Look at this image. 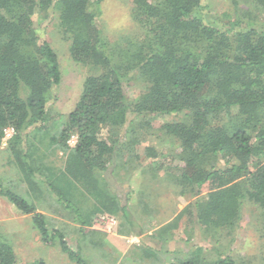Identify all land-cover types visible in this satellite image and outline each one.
<instances>
[{
  "label": "trees",
  "instance_id": "trees-1",
  "mask_svg": "<svg viewBox=\"0 0 264 264\" xmlns=\"http://www.w3.org/2000/svg\"><path fill=\"white\" fill-rule=\"evenodd\" d=\"M101 1L0 0V147L11 150L24 181L36 187L38 169L18 144L24 131L46 128L51 120L59 63L42 36L46 24L42 29L36 21L56 16L72 60L98 69L84 79L54 138L65 154L64 181L94 198L108 195L99 186L101 173L112 164L137 160L133 167L140 166L142 152L150 166L159 160L158 172L173 178L178 193L189 201L184 208L188 220L211 241L222 245L233 233L245 203L258 209L264 238V0H251L252 9L231 0L232 10L215 14H203L202 0H132L131 15L142 35L126 39L124 46L107 41L97 25ZM135 78L145 87L128 100L126 88ZM156 116L161 120L157 131L173 141L164 154L155 146L137 147ZM9 126L15 133L1 146L3 129ZM72 135L76 143L69 146ZM48 186L78 216L59 184L50 180ZM0 193L21 213L31 214L41 241L57 240L69 260L87 263L62 231H48L46 216L34 203L2 187ZM108 202L102 205L113 214L116 207ZM200 255L178 264H237L226 255L216 260ZM262 259L264 264V254ZM0 264H16L11 246L1 239ZM28 264L45 263L39 259Z\"/></svg>",
  "mask_w": 264,
  "mask_h": 264
},
{
  "label": "rangeland",
  "instance_id": "rangeland-1",
  "mask_svg": "<svg viewBox=\"0 0 264 264\" xmlns=\"http://www.w3.org/2000/svg\"><path fill=\"white\" fill-rule=\"evenodd\" d=\"M202 2L203 14L221 13L233 8L231 0ZM132 5V0L99 2L100 12L96 23L111 44L119 43L124 46L126 39L135 40L138 36L141 37V27L131 15ZM239 5L244 9L253 8L251 0H239ZM42 24L47 26L42 36L57 55L60 82L53 89L55 97L49 105V125L40 130L29 128L24 131L22 142L29 146L26 152L29 151L28 158L40 170L37 174L42 176L51 167L52 172L56 173L51 177L57 181L72 208L78 210V216H75L70 209L57 202L58 209L54 211L56 215L47 213L45 218L48 231L50 228L62 231L68 245L74 250H80V255L87 262L85 264H178L180 261L195 258L197 253L201 254L199 257L205 256L211 260L226 255L237 264H262L264 238L255 205L245 203L242 219L233 233L226 236L222 245L216 244L196 222L188 220L184 208L189 201H185L178 193L179 188L175 183L172 184V177L169 178L162 171L158 172L159 160L150 166V158L142 152L140 166L133 167L137 163L135 160L126 166L120 165L121 170L118 166L114 167L119 178L131 175L132 179L124 184L119 179L108 195L94 198V195L77 184L71 185L69 180L65 182L61 178L65 154L55 145L54 138L58 136L73 109L84 79L92 73H98V69L72 60L68 50L69 41L60 33L56 16H50L48 21H36V26L42 28ZM144 87L145 82L140 78L131 79L126 88L127 99L135 100ZM164 116L170 120L178 119L174 115ZM151 121L152 130L145 131L143 142L137 147L155 146L164 154L167 148L173 146V141L168 137L164 138L165 135L157 131L161 121L159 117L156 116ZM160 158L162 160L164 156L161 155ZM13 159L11 150L0 149V187L32 203L36 199L34 189H29L30 186L20 173L19 163L16 164ZM43 171L46 172L42 173ZM105 173L108 176V172ZM120 197L123 203L119 202ZM178 198L184 202L176 206ZM45 201L48 205L49 200ZM106 201L113 202L112 206L116 209L112 210L116 212L111 214L104 209L102 204ZM126 203L129 204L126 206ZM12 210L8 199L0 193V239L11 246L16 264H28L39 259L45 264H75L61 251L57 240L51 244L41 241L38 231L32 225L31 214L21 215L16 210L17 214H14ZM36 211L39 212L37 208ZM160 241L163 243L161 246ZM81 245L83 248L80 249Z\"/></svg>",
  "mask_w": 264,
  "mask_h": 264
},
{
  "label": "crops",
  "instance_id": "crops-1",
  "mask_svg": "<svg viewBox=\"0 0 264 264\" xmlns=\"http://www.w3.org/2000/svg\"><path fill=\"white\" fill-rule=\"evenodd\" d=\"M27 131V130H26ZM24 133V132H23ZM22 133V135L24 136L25 134H23ZM25 143V142H24ZM24 143L22 142V144H21V148H23L24 150H28L29 149V146L25 143V145H24ZM2 147H0V149H1ZM29 160H30V158H28ZM114 167H115V164H112V165H109V167L107 168V172H108V176L106 175V171H104V172H102L101 173V175H100V177H99V186H100V188L103 190L104 189V187H106L107 188V190H108V192L110 193V192H112L114 189H113V187H114V183L115 182H117V181H119V179H122V183L124 184V183H126V182H128L129 180H131L132 179V176L131 175H129L127 178H119L118 176H117V173H115V171H114ZM119 167V166H118ZM118 167H115V168H118ZM35 169H38V168H35ZM52 168L51 167H49V169H48V171L46 172V171H43L42 173H44V172H46V173H44L43 175H42V173H41V175L42 176H39L38 174H37V172H39L38 170H35L34 171V178L36 179V181L37 180H39L36 184V187H34V188H32V190L34 189V193H35V198L36 199H34V202H32V203H34V205L36 206V208H37V210L40 212V213H42V214H44L45 216H47L48 214L49 215H51L52 213H54V211L55 210H57L58 209V200H57V197L50 191V189H49V186H48V181L50 182V180H51V176L53 175V174H56V173H53L52 172V170H51ZM63 169H64V167H63ZM122 168L121 167H119V170H121ZM132 174V173H131ZM44 175L46 176V178L44 179ZM61 175V178L62 179H66V178H64L63 177V174L61 173L60 174ZM125 177V176H124ZM48 179V180H47ZM52 180H53V182H56L57 183V181L54 179V178H52ZM51 180V181H52ZM27 184V183H26ZM70 184L72 185L73 184V182L72 181H70ZM172 184H173V182H172ZM28 185V184H27ZM174 185V184H173ZM29 186V185H28ZM41 186H43V188H41ZM29 189H31V188H29ZM106 191V190H105ZM49 200V204L47 205V203H46V201L45 200ZM119 199V198H118ZM183 199H184V197H183ZM182 199V200H183ZM185 200V199H184ZM186 201V200H185ZM119 202H122L123 203V199L120 197V199H119ZM183 202L184 201H181L180 200V198H178V200H177V205L176 206H178V205H180L181 203L183 204ZM10 203V202H9ZM121 203V204H122ZM11 204V203H10ZM129 203H126V206L128 205ZM181 204V205H182ZM13 209V210H12ZM66 209H68L69 210V208H66ZM11 210H12V212L14 213V214H17L16 212H15V210L17 211V212H19L21 215H27V214H23V213H21L18 209H16L15 207H14V205L13 204H11ZM49 210H50V212H49ZM48 213V214H47ZM55 214V213H54ZM56 215V214H55ZM150 239V238H149ZM158 241V240H157ZM163 243L160 241V246L162 245Z\"/></svg>",
  "mask_w": 264,
  "mask_h": 264
},
{
  "label": "built area",
  "instance_id": "built-area-1",
  "mask_svg": "<svg viewBox=\"0 0 264 264\" xmlns=\"http://www.w3.org/2000/svg\"><path fill=\"white\" fill-rule=\"evenodd\" d=\"M15 133L14 128L9 126L3 129V135L1 138V146H5L7 142L11 139L13 134ZM67 143L69 146H74L76 143V136L72 135L68 140Z\"/></svg>",
  "mask_w": 264,
  "mask_h": 264
}]
</instances>
